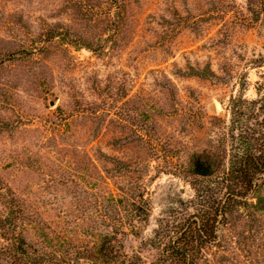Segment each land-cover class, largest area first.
I'll return each instance as SVG.
<instances>
[{
  "label": "rangeland",
  "instance_id": "1",
  "mask_svg": "<svg viewBox=\"0 0 264 264\" xmlns=\"http://www.w3.org/2000/svg\"><path fill=\"white\" fill-rule=\"evenodd\" d=\"M262 4L0 0V179L47 233L80 226L90 243L101 197L139 184L119 238L131 258L162 219L194 212L187 166L230 152L231 101L264 96ZM240 234L218 264H264V222Z\"/></svg>",
  "mask_w": 264,
  "mask_h": 264
},
{
  "label": "trees",
  "instance_id": "2",
  "mask_svg": "<svg viewBox=\"0 0 264 264\" xmlns=\"http://www.w3.org/2000/svg\"><path fill=\"white\" fill-rule=\"evenodd\" d=\"M259 13L264 15V5ZM228 138L230 152L212 148L188 163L194 212L178 221L162 219L131 258L123 254L119 238L125 235V219L141 213L145 196L139 184L120 189L119 196L101 197L102 227L95 229L97 242L90 243L80 226L71 236L67 228L47 233L50 227L39 211L0 179V264H218L233 251L231 243L237 251L245 225L264 222V96L231 101ZM217 253L223 254L220 260Z\"/></svg>",
  "mask_w": 264,
  "mask_h": 264
},
{
  "label": "water",
  "instance_id": "3",
  "mask_svg": "<svg viewBox=\"0 0 264 264\" xmlns=\"http://www.w3.org/2000/svg\"><path fill=\"white\" fill-rule=\"evenodd\" d=\"M51 105H54V104H51Z\"/></svg>",
  "mask_w": 264,
  "mask_h": 264
}]
</instances>
